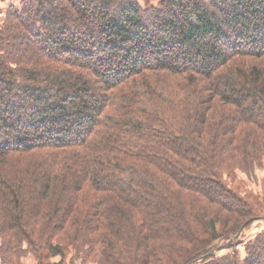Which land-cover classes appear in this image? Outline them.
Wrapping results in <instances>:
<instances>
[{"label":"trees","instance_id":"obj_1","mask_svg":"<svg viewBox=\"0 0 264 264\" xmlns=\"http://www.w3.org/2000/svg\"><path fill=\"white\" fill-rule=\"evenodd\" d=\"M156 1L6 9L0 156L52 151L0 164L6 254L26 242L64 258L69 239L100 264H264V236L244 261L215 256L256 216L221 172L241 154L260 158L237 130H264V67L228 63L264 57V0ZM216 95L229 104L223 122Z\"/></svg>","mask_w":264,"mask_h":264},{"label":"rangeland","instance_id":"obj_2","mask_svg":"<svg viewBox=\"0 0 264 264\" xmlns=\"http://www.w3.org/2000/svg\"><path fill=\"white\" fill-rule=\"evenodd\" d=\"M20 2L21 0H0V30L3 29V22L5 20L6 9L11 5H15L19 8ZM154 3H157V1L154 0ZM4 45L5 42L2 41L0 43V51L4 50ZM234 60L236 61L232 60L233 62H229L228 65L236 63L237 65L243 66L244 63L245 66H243V69L245 71L248 70L247 67L249 65L264 67V57H238ZM10 62H12V59H10ZM50 65L53 66L55 64ZM242 66L239 67L242 68ZM204 97L207 98V95H204ZM161 99L164 100V97H162ZM161 99H159V101L161 103H164ZM208 103L213 104V106H219L214 114V122H216L217 120V122H220V120L224 119V111L226 108H229V104L225 103V101L219 98L217 95L214 97H210ZM233 108L235 109V107ZM237 134L239 135V138H252L258 143H256L258 147H251L257 149L254 152H258L260 158L257 160L252 159L251 156H253V153H250L251 156H249L248 154L239 155L238 158L240 157V163L237 160L236 162L238 163L232 162L230 168H227L225 170L223 169L221 172V180L227 189L236 192V194H238L240 197L244 198L245 200L251 202L254 205V208L256 209V216L246 220V223L241 226V229L238 234L235 235V238L228 237L230 235H227V237L225 236L216 241V248L218 249V251L216 252L215 256L217 258H227L228 256L232 257L233 255H236L240 261H244L249 257L251 248L255 244L256 239L264 236V130L258 128L256 125L253 124H241V127L237 130ZM48 152L52 151L33 150L29 153H24L23 157H21L22 155L20 154L0 156V164L4 162L7 165L14 166L16 163L20 162L18 161V159L29 161H32V158L42 159L44 158L42 157V155H48ZM59 153L62 157L67 155V153L64 151H61ZM78 196L80 199L79 201H81L80 194ZM202 202H204L208 206V209H210L211 212L214 211L213 213L217 214L216 220L218 230L223 231V229L226 230L229 229L227 227L232 226V222L228 218H224V216H226V213H224L223 211L221 213L215 211L219 209L218 205H210L209 203H207L206 200ZM198 205L200 209H205L203 205L200 206L199 203ZM223 214H225L223 216L224 220L219 219L218 217H222ZM228 234H230V232H228ZM64 240L65 245L67 244V247L65 249L66 254L64 258L60 255L48 256L46 252L44 253L45 250L36 251L34 253L30 252L27 250L28 244L26 242H24L23 244V248L26 252H24L23 255L21 254L16 257L12 256L11 252L6 254L7 252L5 248V241L0 235V264H58L60 262L61 264H100V262L95 258L88 259L86 257V255H88V252H85V248L78 252L76 247L71 244L72 242H70L69 239ZM39 253H42L43 256L40 257ZM11 258L12 261H9V259Z\"/></svg>","mask_w":264,"mask_h":264}]
</instances>
